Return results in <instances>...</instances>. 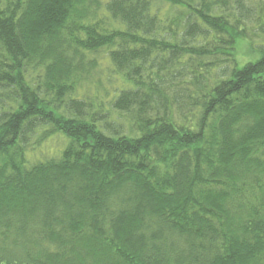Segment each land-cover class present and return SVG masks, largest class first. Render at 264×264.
<instances>
[{
  "label": "trees",
  "instance_id": "1",
  "mask_svg": "<svg viewBox=\"0 0 264 264\" xmlns=\"http://www.w3.org/2000/svg\"><path fill=\"white\" fill-rule=\"evenodd\" d=\"M0 264H264V0H0Z\"/></svg>",
  "mask_w": 264,
  "mask_h": 264
},
{
  "label": "rangeland",
  "instance_id": "2",
  "mask_svg": "<svg viewBox=\"0 0 264 264\" xmlns=\"http://www.w3.org/2000/svg\"><path fill=\"white\" fill-rule=\"evenodd\" d=\"M257 53L251 48L250 44L245 40H240L237 44L236 49V57L238 58L240 64L246 63L254 58H256ZM100 61L103 62L102 68L100 71L99 76L93 77L92 80L96 81L98 78L101 79L103 82V85L109 88V86L112 84V82L115 81L114 75L112 73V70L109 68L110 65L107 63L106 58L103 55V52H100L98 54ZM258 56V55H257ZM117 82L115 81L114 84ZM118 83L120 84V80H118ZM103 91V88H102ZM64 143L61 140L60 135L55 136V139L51 140L49 142V148L53 150H57L60 147H62Z\"/></svg>",
  "mask_w": 264,
  "mask_h": 264
}]
</instances>
